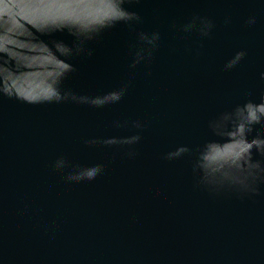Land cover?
I'll use <instances>...</instances> for the list:
<instances>
[{"label":"water","instance_id":"1","mask_svg":"<svg viewBox=\"0 0 264 264\" xmlns=\"http://www.w3.org/2000/svg\"><path fill=\"white\" fill-rule=\"evenodd\" d=\"M77 4L69 11L86 18L109 11L106 0ZM26 5L0 0V14L24 23L33 11ZM130 10L142 18L135 30L118 24L104 32L61 85L98 95L131 81L118 104L28 105L0 97V264H264V183L256 194L211 193L192 171L205 141L218 139L208 121L245 100L259 102L264 92V2L142 0ZM194 15L213 21L208 37L180 30ZM250 16L256 23L246 26ZM139 32H159L160 40L150 62L130 69ZM40 39L72 41L66 32ZM241 49L244 59L224 71ZM48 63L22 71L43 87L58 70ZM117 120L144 125L130 146L134 158L125 155L129 146L83 143L137 132L114 127ZM181 145L191 151L164 159ZM61 156L69 165L102 164L103 174L67 183L73 169L52 167ZM253 158L264 164L255 151Z\"/></svg>","mask_w":264,"mask_h":264},{"label":"clouds","instance_id":"2","mask_svg":"<svg viewBox=\"0 0 264 264\" xmlns=\"http://www.w3.org/2000/svg\"><path fill=\"white\" fill-rule=\"evenodd\" d=\"M264 2V0H262ZM142 0H106L108 13L102 18L93 19L79 16L69 11L78 6L77 0H27V7L32 14L21 19L24 23L6 20L0 14V97L15 99L28 105L60 104L72 102L103 108L106 105L118 104L126 95L131 81L120 87L98 95L77 94L61 87L62 82L76 71L74 60L94 54L90 47L104 32L118 24L135 30V25L142 22L141 16L130 10ZM127 5V7H126ZM230 17L225 18L227 25ZM256 23V17L250 16L246 26ZM25 25H30L28 28ZM173 28L177 26L172 25ZM214 28L213 21L207 17L194 15L192 19L180 26L184 33L198 32L201 38L210 35ZM66 32L72 37L71 44L63 40L45 42L41 36H52ZM139 45H133V59L129 68H135L142 61L150 62L153 51L158 47L159 32L137 33ZM51 45V46H50ZM241 49L223 65L224 71L235 68L246 56ZM41 62L49 67L55 64L57 71H49L50 80L43 87L34 85L29 73L23 69H32ZM264 80V71L259 73ZM116 128H127L131 125L137 132L125 137H107L103 140L87 139L86 145L103 144L105 146H129L125 155L134 158L136 153L130 146L141 140L140 132L144 125L140 121H113ZM208 129L218 137L205 141L196 154L192 171L199 172L197 183L211 193L232 190L237 193H257V184L264 183V164L253 158L255 154L264 157V92L259 95V102L252 99L236 104L230 111H224L208 121ZM253 133H255L253 135ZM191 149L181 145L165 154L164 159L173 160L189 153ZM53 170L60 171L71 167L65 177L67 183L93 181L103 174L104 165L95 164L88 167L69 165L63 156L57 158Z\"/></svg>","mask_w":264,"mask_h":264}]
</instances>
